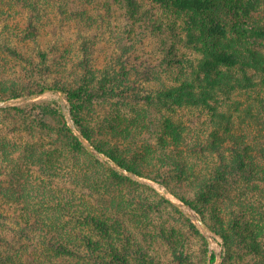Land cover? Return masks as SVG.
<instances>
[{"label":"trees","instance_id":"16d2710c","mask_svg":"<svg viewBox=\"0 0 264 264\" xmlns=\"http://www.w3.org/2000/svg\"><path fill=\"white\" fill-rule=\"evenodd\" d=\"M29 2L35 31L67 11L109 20L126 58L49 83L39 49L28 81L0 79V100L63 91L75 123L45 101L0 106V264H158L137 227L173 202L141 177L223 238L221 264H264V0ZM152 38L164 55L136 62ZM114 98L142 109L87 116Z\"/></svg>","mask_w":264,"mask_h":264},{"label":"rangeland","instance_id":"374dc122","mask_svg":"<svg viewBox=\"0 0 264 264\" xmlns=\"http://www.w3.org/2000/svg\"><path fill=\"white\" fill-rule=\"evenodd\" d=\"M22 1L11 4L10 0H0V79L3 81L8 82L15 77L28 81L30 61L34 57L42 58L39 49L48 54L50 68L44 71V78L49 83L72 82L83 72V60L92 62L91 66L94 68L92 72L96 70L102 73L101 70L108 65L117 64V67H120L118 57L126 58L118 49L120 42L115 41L107 28L109 20H105L106 24L101 27L102 31L98 29L97 23H94L91 28H86L84 22L67 21V11L63 15L59 14V19L54 23L46 22L47 19L42 20L41 24L44 25H40L41 29L35 31L31 24L30 2ZM143 43L145 44L139 45V61L136 62L145 61L154 64L161 53L160 41L152 38ZM35 101H45L54 108L63 109L66 119L71 126L75 127L71 103L61 90L0 100V106ZM131 107H135L136 110L142 109L140 104L132 100L114 98L104 103L98 102L95 107L96 114L92 112L87 116L99 120L100 117L105 118V115L116 114L119 110L131 114ZM190 113L192 115L191 110L186 112V114ZM49 123L58 125L57 118L55 120L51 117ZM131 175L135 176L132 173ZM139 179L151 184L161 195L173 202V205L167 203L162 205V212L157 214L160 218L155 217L156 222H151L149 219L137 227L144 249L157 255L158 264H221L222 254L225 251L223 238L209 229L194 209L168 191L162 183L144 177ZM231 185L230 183V189L233 188ZM3 208L7 211V206ZM10 211L12 213V210ZM187 219L197 225L200 234L189 228L188 225L191 224L187 222ZM130 224L134 225L133 222ZM164 226L167 228V233L162 235L159 227ZM214 254L216 259L212 260Z\"/></svg>","mask_w":264,"mask_h":264}]
</instances>
